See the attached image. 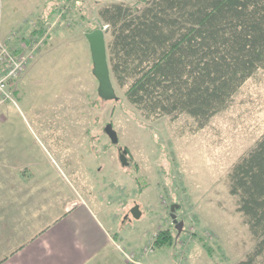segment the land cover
I'll return each instance as SVG.
<instances>
[{"label":"rangeland","instance_id":"obj_1","mask_svg":"<svg viewBox=\"0 0 264 264\" xmlns=\"http://www.w3.org/2000/svg\"><path fill=\"white\" fill-rule=\"evenodd\" d=\"M120 1L137 0H0V51L29 57L0 112V239L50 231L67 202L84 200L126 264H238L255 240L228 174L264 136V73L201 130L184 114L145 118L115 82L118 98L104 100L85 35L107 26L101 6ZM0 246L1 258L10 249Z\"/></svg>","mask_w":264,"mask_h":264},{"label":"trees","instance_id":"obj_2","mask_svg":"<svg viewBox=\"0 0 264 264\" xmlns=\"http://www.w3.org/2000/svg\"><path fill=\"white\" fill-rule=\"evenodd\" d=\"M97 15L110 35L113 82L147 119L184 114L201 130L231 106L247 80L264 73V0L120 1L101 6ZM228 186L255 240L238 264H262L264 136L232 166Z\"/></svg>","mask_w":264,"mask_h":264},{"label":"crops","instance_id":"obj_3","mask_svg":"<svg viewBox=\"0 0 264 264\" xmlns=\"http://www.w3.org/2000/svg\"><path fill=\"white\" fill-rule=\"evenodd\" d=\"M5 217L2 210L0 220ZM2 228L5 231L7 224ZM13 237L14 231L3 240L1 236L0 245L10 250L1 251L0 264H126L123 251L84 200L67 202L50 231L42 230L17 245Z\"/></svg>","mask_w":264,"mask_h":264},{"label":"water","instance_id":"obj_4","mask_svg":"<svg viewBox=\"0 0 264 264\" xmlns=\"http://www.w3.org/2000/svg\"><path fill=\"white\" fill-rule=\"evenodd\" d=\"M105 31V29L99 28L90 33H87L85 36L90 45L93 64L92 74L98 81V95L104 100H116L118 97L116 94V89L114 87L108 62ZM106 132L114 144H117L119 142L117 132L114 130L112 124H108L106 126ZM126 154L127 150H124V152L120 154V161L123 165H127L128 163ZM172 210H174L173 207ZM133 212H139L138 206L134 207ZM172 218L174 219V223H177L175 215H172ZM178 230L180 231L179 227Z\"/></svg>","mask_w":264,"mask_h":264},{"label":"built area","instance_id":"obj_5","mask_svg":"<svg viewBox=\"0 0 264 264\" xmlns=\"http://www.w3.org/2000/svg\"><path fill=\"white\" fill-rule=\"evenodd\" d=\"M107 26L104 28L106 29ZM28 56L14 57L9 50L2 48L0 51V65L6 67L5 73L0 76V112L2 106L11 100V91L13 82L18 77L19 73L24 69ZM6 61V63H5ZM1 66V67H3Z\"/></svg>","mask_w":264,"mask_h":264},{"label":"flooded vegetation","instance_id":"obj_6","mask_svg":"<svg viewBox=\"0 0 264 264\" xmlns=\"http://www.w3.org/2000/svg\"><path fill=\"white\" fill-rule=\"evenodd\" d=\"M104 130H105V132H106V127L104 128ZM106 135H108L107 132H106ZM108 137H109V135H108ZM118 144H119V142H118L117 144H115V145H118ZM119 151H120V153H121V149H119Z\"/></svg>","mask_w":264,"mask_h":264}]
</instances>
